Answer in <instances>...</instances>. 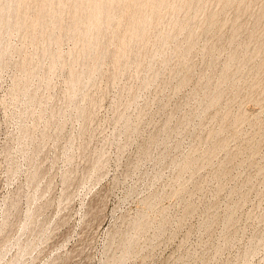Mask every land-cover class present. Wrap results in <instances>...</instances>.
<instances>
[{
	"label": "rangeland",
	"instance_id": "1",
	"mask_svg": "<svg viewBox=\"0 0 264 264\" xmlns=\"http://www.w3.org/2000/svg\"><path fill=\"white\" fill-rule=\"evenodd\" d=\"M39 1L0 28V264H264V0H165L122 65L151 7L114 0L94 68Z\"/></svg>",
	"mask_w": 264,
	"mask_h": 264
},
{
	"label": "bare ground",
	"instance_id": "2",
	"mask_svg": "<svg viewBox=\"0 0 264 264\" xmlns=\"http://www.w3.org/2000/svg\"><path fill=\"white\" fill-rule=\"evenodd\" d=\"M1 1H3L2 3H1ZM36 1V0H35ZM42 1V0H41ZM45 1H48L49 2V0H45ZM53 1H55V0H53ZM52 0H50V2H49V4H46L44 1H42V5H41V2H40V4H38V5H40V8H39V10H38V8H37V14L35 15V17H34V24L36 25V23L37 24H39L38 22H40V21H45L46 22V19L47 18H49V20H50V16H52L51 18H53V16H55V18L57 17V15H58V17L60 16L59 14H61L60 13V8H62V6H64L65 4H66V2L68 3V1L70 2L71 0H56L55 2H53ZM120 1H122V0H118V3H117V7H119L120 8V12H122V11H124V12H126V13H128L127 11H128V8H127V6L128 5H126V4H123V5H118V4H120ZM140 1V0H139ZM16 4H14V3ZM29 2V1H28ZM32 2V1H31ZM38 2V3H39ZM73 2V3H72ZM72 2H70V4H72V7H73V16H71L72 17V22H73V26H74V28L75 29H78L79 28V24H80V22L82 21L83 23H85V25H84V27L85 28H82V30H84V34L83 33H80V34H83L82 36L83 37H85L84 39H85V41L83 42V43H81V44H83V46L79 49V51H78V53L76 52V55H75V60H77V62H78V59L82 56V57H85V59L86 60H88L87 58H89V57H92V55L94 54H96L97 55V58H96V60H95V62H90V63H92L91 64V67L92 68H94V66H93V63H97L96 61H97V59L101 56V54H102V47L103 46H101L102 44H101V40H100V37H101V33L103 32V30L102 29H106V28H108V26L110 25V22L112 21V19L114 18V17H116L115 16V11H117L116 10V8L117 7H115V6H113V4H114V0H73ZM136 2L137 1H135V5H136ZM141 6H143V8H144V6L146 5H148V6H150L151 8H150V10H148V11H145L144 10V12L140 15V16H138V13H137V16L136 15H134V13H135V9L133 10V16H131L130 18V21H129V23H130V25H129V34L128 35H124V36H121L122 38H120L121 39V43H119V44H121V46H118V49H116V47H115V49L117 50L114 54H113V58H114V60L118 63H114V64H116V65H122L124 62H126V60H127V57H128V55H126V53L128 52H126V49L128 48V46H129V44L128 43H130L131 42V40L133 41L134 39L133 38H135V37H138V39H140L139 38V36L138 35H140L141 34V36H145V32H143V31H145L146 30V27L148 26L147 25V22H148V19H149V21L151 20V17L152 16H155L154 14H155V12L156 11H158L157 12V14L159 13V8L164 4L163 2H165V0H141ZM183 2V3H182ZM182 2H179V3H176V2H173V3H171V6L172 7H174V8H176V7H179V6H181L182 4H184V2L185 1H182ZM134 3V2H133ZM15 6H14V5ZM26 4V0H0V28H5V29H10V26L11 25H14L15 26V24H19L21 21L23 22L24 20H22V19H20L19 17L20 16H22L21 14L23 13V8H25V5ZM31 4V3H30ZM28 5V4H27ZM57 5V6H56ZM67 5V4H66ZM134 5V6H135ZM140 5H138L137 4V6H140ZM137 6L135 7V8H137ZM141 6H140V8H141ZM39 7V6H38ZM56 7H57V9H56ZM31 8V7H30ZM129 8H130V5H129ZM149 8V7H148ZM26 9V8H25ZM28 9V8H27ZM62 9H64V8H62ZM131 9V8H130ZM142 9V8H141ZM5 10L7 11V13L5 12ZM68 10V9H67ZM70 10V9H69ZM125 10H127V11H125ZM139 10V9H138ZM32 11V10H31ZM36 11V10H35ZM118 11H119V9H118ZM160 11H161V9H160ZM24 12H25V10H24ZM28 12V11H27ZM70 12V11H69ZM142 12V11H141ZM13 13H15L16 14V16H15V14H13ZM25 14H27V13H25ZM30 14V13H29ZM68 14V13H67ZM12 15H14L15 17H16V19L15 18H13V16ZM20 15V16H19ZM50 15V16H49ZM62 15V14H61ZM71 15V14H70ZM124 15V14H123ZM28 16V15H27ZM26 16V17H27ZM47 16H49V17H47ZM66 16V15H65ZM32 17V16H31ZM119 17V16H118ZM70 18V17H69ZM11 19H15L13 22V24H12V20ZM26 19H28V18H26ZM32 19V18H31ZM68 19V18H67ZM66 19V20H67ZM115 19V18H114ZM52 20V19H51ZM57 20V19H56ZM116 20V19H115ZM26 21V20H25ZM29 21H30V19H29ZM27 22V21H26ZM42 22H40V23H42ZM48 22V21H47ZM55 22V21H54ZM67 22V21H66ZM70 22V21H69ZM71 22V23H72ZM116 22V21H115ZM128 22V21H127ZM173 22H178V20H176V19H174V21ZM31 24H32V22H30ZM56 23V26H57V24H58V22H55ZM60 23V22H59ZM63 23V22H62ZM61 23V24H62ZM150 23V22H149ZM21 24V23H20ZM52 24V23H51ZM60 24V26L62 27V25ZM119 24V23H118ZM33 25V24H32ZM55 25V24H54ZM67 25V24H66ZM125 25V24H124ZM16 26H18V25H16ZM39 26V25H38ZM44 26V25H43ZM42 26V27H43ZM55 26V27H56ZM105 26V27H104ZM146 26V27H145ZM30 27V26H29ZM35 27V26H34ZM61 27H60V29H61ZM64 27V26H63ZM66 27V26H65ZM67 27H69V25L67 26ZM104 27V28H103ZM118 27V26H117ZM125 27V26H124ZM13 28V27H12ZM20 28H21V26H20ZM30 28H32V27H30ZM47 28H48V26H47ZM58 28V27H57ZM73 28V27H72ZM120 28V27H119ZM33 29V28H32ZM49 29V28H48ZM59 29V28H58ZM63 29V28H62ZM117 29V28H116ZM145 29V30H144ZM52 30V29H51ZM69 30V29H68ZM67 30V31H68ZM114 30V29H113ZM30 31V30H29ZM54 31H55V29H54ZM53 31V32H54ZM126 31V30H125ZM30 32H32V31H30ZM36 32V31H35ZM63 32V31H62ZM61 32V33H62ZM77 32V31H76ZM81 32V31H80ZM119 32V31H118ZM127 32H128V30H127ZM127 32H125V33H127ZM144 33V35H143V33ZM50 33V32H49ZM61 33L59 32V34L61 35ZM68 33H69V31H68ZM75 33V32H74ZM44 34V33H43ZM42 33H41V35H43ZM123 34V33H122ZM44 35H46V34H44ZM56 35V34H55ZM55 35L53 36L52 34L51 35H46V37L47 38H51V39H49V40H52V38L53 39H55L56 37H55ZM74 35V34H73ZM85 35V36H84ZM102 35H103V33H102ZM110 35V34H109ZM33 36V35H32ZM36 36V35H35ZM34 36V37H35ZM64 36H67V35H64ZM108 36V35H107ZM140 36V37H141ZM41 37V36H40ZM43 37V36H42ZM58 37V36H57ZM61 37H62V35H61ZM60 37V38H61ZM73 37V36H72ZM78 37V36H77ZM81 37V36H80ZM148 37V36H147ZM167 37H168V35L166 34V33H161V35H160V40L161 41H164V40H166L167 39ZM74 38V37H73ZM102 38V37H101ZM114 38V37H113ZM141 38H143V37H141ZM145 38V37H144ZM143 38V39H144ZM38 39V38H37ZM58 39V38H57ZM74 39H77V38H74ZM83 39V38H82ZM81 39V40H82ZM119 39V40H120ZM136 39V38H135ZM138 39H136V40H138ZM143 39H141L142 41H143ZM149 39V38H148ZM147 39V40H148ZM33 40H34V38H33ZM80 40V39H79ZM110 40V39H109ZM35 41H37V40H35ZM116 41H117V39H116ZM58 42V41H57ZM104 42V41H103ZM59 43V42H58ZM147 43V42H146ZM146 43H144V44H146ZM45 44V43H44ZM46 45V44H45ZM44 45V46H45ZM106 47H107V44L105 45ZM45 49H47V48H45ZM105 49V48H104ZM49 50V49H48ZM47 50V51H48ZM129 50V49H128ZM130 51V50H129ZM52 52V51H51ZM126 52V53H125ZM57 53V52H56ZM107 53V52H106ZM51 54V53H50ZM57 54H59V52L57 53ZM112 54V53H111ZM128 54V53H127ZM52 55V54H51ZM61 55V54H60ZM59 55V56H60ZM98 55H100L99 57H98ZM105 55V54H104ZM52 56H55V54H53ZM58 56V58H60ZM55 57H57V56H55ZM87 57V58H86ZM102 57V56H101ZM53 58V57H52ZM51 58V59H52ZM93 58H95V57H93ZM57 59V58H56ZM74 59V58H73ZM84 59V60H85ZM55 60V59H54ZM53 59H52V62H54V63H52L53 65L55 64V62L56 61H54ZM58 60V59H57ZM60 60V59H59ZM75 60H73L74 62H75ZM80 60V59H79ZM85 60V61H86ZM89 60H90V58H89ZM82 61V60H81ZM99 61V60H98ZM102 61V60H101ZM113 61V60H112ZM87 62V61H86ZM73 63V62H72ZM71 63V70H70V74H68V76H69V84L71 85L70 86V88L72 89L73 88V90H74V88H75V84H77V82L79 81V80H81V78H82V71L83 70H79V71H77V68L76 69H74L75 68V65H73ZM76 63V62H75ZM81 63V62H80ZM85 63V62H84ZM88 63V62H87ZM99 63V62H98ZM141 63V62H140ZM72 65H73V67H72ZM83 66V65H82ZM85 67V66H84ZM95 67H96V65H95ZM86 68H87V66H86ZM81 69H83V68H81ZM91 69V68H90ZM92 71V70H91ZM92 73V72H91ZM69 86V85H68ZM69 88V87H68ZM69 91H72V90H69ZM190 162H187L186 163V165H188Z\"/></svg>",
	"mask_w": 264,
	"mask_h": 264
}]
</instances>
